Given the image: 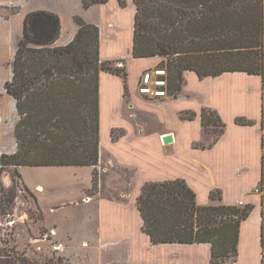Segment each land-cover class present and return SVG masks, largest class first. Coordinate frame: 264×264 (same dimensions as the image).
Instances as JSON below:
<instances>
[{"label":"crops","instance_id":"0c3cea01","mask_svg":"<svg viewBox=\"0 0 264 264\" xmlns=\"http://www.w3.org/2000/svg\"><path fill=\"white\" fill-rule=\"evenodd\" d=\"M29 1L16 17V25L11 27L17 35L23 33L24 20L28 15L51 13L57 15L60 22L55 45L65 46L77 32L73 16L78 15L87 24L98 27L101 61L126 60L127 96L120 77L107 72L99 74V150L114 165L133 168L138 174L131 193H121L124 201H118L103 195L108 189H102V185L98 194L89 193L92 167H18L21 184L36 199L39 207L45 199L57 202L63 197L66 201L53 203L49 211L72 204L76 206L74 195L77 191L86 205L96 202V210L86 211L83 224L89 231L95 224L97 237L94 246L98 256L104 258V264H210L209 244L153 245L142 231L143 221L136 206L142 186L149 182L183 180L194 192L198 206H237L242 202V207H253L239 228L237 257L223 264H261V194L255 192L264 166V129L261 128L264 84L261 77L229 72L199 79L195 73L185 72L184 84L177 97L153 102L139 95L136 88L140 75L159 65L160 59L131 57L136 12L133 0H125V7H121L118 0H108L87 9L83 8L82 0H59L63 2V15L52 7L38 8L36 4L32 7ZM44 19L48 21L44 15H36L29 20L28 31L33 36L44 38L49 35L48 29L42 35L35 26L38 20L42 22ZM1 27L0 42L6 45L7 54L0 56V66L5 70H0V153L10 155L16 151L15 139L13 137V144L7 145L2 128L13 120L14 130L17 114L14 100L5 90V83L12 78L9 65L5 67L4 64L10 54L9 27ZM136 63L141 66V71L132 77L129 73ZM128 97L131 106L155 117L163 128L154 132H146L138 125L136 128L122 112ZM204 108L215 111L225 125L223 134L214 143H211L209 134L202 132L201 111ZM182 112H193L194 119L182 120ZM238 118L253 124L238 125L235 122ZM115 132H118L116 136ZM106 133L108 136L103 137ZM164 136H171L172 142L163 143ZM200 142L207 143L200 145ZM82 180L87 184L80 183ZM213 191L220 192V200L210 198ZM53 229L58 235L55 226ZM65 236L69 237L67 233ZM58 238L60 241L56 242L64 245L63 255L65 242ZM87 244L82 243L83 246Z\"/></svg>","mask_w":264,"mask_h":264},{"label":"trees","instance_id":"16d2710c","mask_svg":"<svg viewBox=\"0 0 264 264\" xmlns=\"http://www.w3.org/2000/svg\"><path fill=\"white\" fill-rule=\"evenodd\" d=\"M108 0H82L84 9ZM121 7L125 0H118ZM135 6L131 57L165 58L169 97L182 90L185 72L199 79L229 72L258 75L264 84V0H133ZM44 15L49 35L33 36L29 20ZM77 32L65 46L59 37V18L33 13L24 20L21 39L11 62L12 78L5 83L19 118L14 127L16 151L0 153V178L8 167H95L99 152V74L123 81L127 71L99 58V29L74 15ZM182 112V120H193ZM238 125L253 123L238 118ZM201 126L214 143L225 125L211 109H202ZM209 127H213L209 131ZM261 128L264 129V107ZM210 145V144H209ZM95 170L92 188L96 187ZM0 179V188L1 186ZM261 194V264H264V166L258 186ZM211 199H221L219 191ZM136 206L142 231L153 245L209 244L210 264L237 257L239 228L252 206H198L194 192L183 180L149 182L141 188Z\"/></svg>","mask_w":264,"mask_h":264},{"label":"rangeland","instance_id":"374dc122","mask_svg":"<svg viewBox=\"0 0 264 264\" xmlns=\"http://www.w3.org/2000/svg\"><path fill=\"white\" fill-rule=\"evenodd\" d=\"M27 1L28 0H0V27L1 25L8 26L7 35L11 38L9 45L10 54L4 64L5 67L9 65L11 71L12 68L10 64L15 53L16 45L22 37V34L17 35L15 31L11 30V27L16 25L15 21L18 22L16 17L22 12L23 8L27 7ZM29 4L32 7L36 4L38 8L52 7L56 11L59 10L63 15V2L59 0H30ZM35 26H37L38 32H41L42 35L46 34L47 29L50 31V25H48V21H45V19L42 22L38 20ZM125 40L127 41V39ZM55 42L53 46L60 47L55 45ZM6 54L7 47L1 41L0 56ZM159 59L160 62L157 66H166L167 60L165 58ZM112 62L115 67L122 68L124 66L126 68V60L123 58ZM0 70L5 71L1 66ZM139 71H141V66L136 63L129 74L135 77ZM183 84L184 81L182 86ZM169 98L174 97L171 96ZM124 104L122 111L123 115L126 119L130 120L136 128H138V126L141 128L142 126L146 129V132H154L153 130L158 131L163 128V124L158 123L155 117H151L149 114L138 110L137 107L131 106L132 103L129 97L125 99ZM18 119L17 117L16 122ZM171 124H174L172 120ZM12 126L13 120L8 121L4 124V128H2L3 137L7 145H11L14 142V130ZM209 128V131L214 129L213 127ZM11 129L13 130V136L11 135ZM102 131H104V129H102ZM114 134L116 136L118 132ZM107 136L108 133H106L105 136L103 135V137ZM212 138L213 137H211V139ZM206 143L207 142H200L199 144L206 145ZM94 170L96 187L89 190V193L98 194L99 187L102 185V189L107 188V191H109L102 194L106 197L115 198L118 201H124V195L122 196L121 193H131L132 186L138 176L133 168L114 165L106 156L104 157V155L100 153V150L98 152V162L95 167H92V172ZM1 177L0 264H104V258L101 255L98 256V251L94 246L97 237L95 224L92 231L84 228L85 226L83 224L86 211L96 210V202L86 205L84 199L77 191L75 193L76 195H74V201L77 200L78 205L75 206L72 204L60 210L49 211V207L52 206L53 203L65 202L66 200L63 199L64 197L58 199L57 202L45 199L42 201V207L40 208L36 199L24 189V186L21 184V178L15 173L14 167L6 168V170L2 172ZM80 183L87 184L84 180L80 181ZM6 184L10 185L6 187L4 186ZM54 226L58 234H55L56 236L53 235ZM78 226L80 230L77 229ZM50 229H53V231ZM66 233L69 236L68 238L65 236ZM58 236L65 242L66 247L63 255L61 252L53 253L48 248L51 243L60 241ZM44 237H46L47 240L43 239ZM71 238L72 240H70ZM83 242H87L88 244L83 246ZM39 248L41 250H39Z\"/></svg>","mask_w":264,"mask_h":264},{"label":"built area","instance_id":"2783aa9c","mask_svg":"<svg viewBox=\"0 0 264 264\" xmlns=\"http://www.w3.org/2000/svg\"><path fill=\"white\" fill-rule=\"evenodd\" d=\"M136 91L139 95L150 100H158L169 97L168 94V72L166 66H156L145 70L139 78ZM256 193H260L259 189H255ZM242 202L238 206H242ZM43 239L47 240L46 237ZM39 241V240H35ZM53 253L62 252L64 245L60 242L51 243L48 247ZM39 250H41L39 248Z\"/></svg>","mask_w":264,"mask_h":264},{"label":"water","instance_id":"95a60500","mask_svg":"<svg viewBox=\"0 0 264 264\" xmlns=\"http://www.w3.org/2000/svg\"><path fill=\"white\" fill-rule=\"evenodd\" d=\"M162 141H163V143H165V144H168V143H171L172 142V137L171 136H164L163 138H162ZM2 178V177H1ZM6 178V177H5ZM4 178V179H5ZM6 183H7V181H6ZM8 185H10V184H6V185H4V186H8Z\"/></svg>","mask_w":264,"mask_h":264},{"label":"bare ground","instance_id":"6f19581e","mask_svg":"<svg viewBox=\"0 0 264 264\" xmlns=\"http://www.w3.org/2000/svg\"><path fill=\"white\" fill-rule=\"evenodd\" d=\"M56 233L55 232H53V235H55Z\"/></svg>","mask_w":264,"mask_h":264}]
</instances>
